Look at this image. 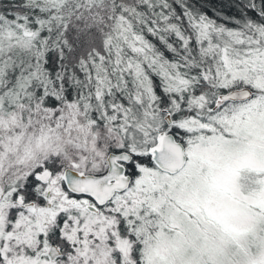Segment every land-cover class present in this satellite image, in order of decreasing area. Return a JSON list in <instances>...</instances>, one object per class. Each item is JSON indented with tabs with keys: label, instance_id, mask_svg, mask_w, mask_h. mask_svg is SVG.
I'll return each instance as SVG.
<instances>
[{
	"label": "snow or ice",
	"instance_id": "obj_1",
	"mask_svg": "<svg viewBox=\"0 0 264 264\" xmlns=\"http://www.w3.org/2000/svg\"><path fill=\"white\" fill-rule=\"evenodd\" d=\"M0 264H264V0H0Z\"/></svg>",
	"mask_w": 264,
	"mask_h": 264
}]
</instances>
